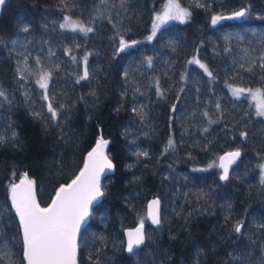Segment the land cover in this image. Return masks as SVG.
I'll return each mask as SVG.
<instances>
[{
  "label": "trees",
  "instance_id": "16d2710c",
  "mask_svg": "<svg viewBox=\"0 0 264 264\" xmlns=\"http://www.w3.org/2000/svg\"><path fill=\"white\" fill-rule=\"evenodd\" d=\"M177 1L191 12V18L186 23L169 20L159 26L152 40L147 39L152 17L163 0H127L125 9L120 7V0H108L107 5L100 0H67L70 10L64 12L60 10V0H6L0 8V40L4 41L0 44V87L13 100L12 105L0 107V124L5 119L13 122L20 139L19 145L0 144V207L9 204L10 182L24 172L36 181V198L41 206L48 204L58 187L79 171L83 157L99 134L98 125L111 141L108 153L117 167L101 179L105 195L94 202L81 229L78 264H92L88 257L95 259L97 254L99 264H235L238 257H258L264 245V235L255 228L264 222V184L257 167L264 162L257 156L264 155V117L256 115L248 97L237 99L228 88L229 84L261 86L255 75L242 73L243 80L229 77L235 75L233 70L241 63H247L264 49V19L260 18L264 16V0ZM246 5H251L249 15L211 23L213 15ZM64 14L85 24L94 21V31L85 35L61 30L58 25L45 28L46 22H61ZM25 24L28 32L22 31ZM120 36L139 43L114 54ZM225 37L231 38L227 44L230 51H225ZM11 40L17 41L15 50ZM74 45H79L73 52L78 60L85 52L92 53L88 57L90 83L77 84L72 76L78 65L65 49ZM49 48L54 53L51 57ZM19 53L40 56L45 66L59 65L53 72L55 84H50V88L60 94L57 100L74 105L65 121V130L71 128L75 133L73 143H59L56 128L49 124L45 130L41 120L30 114V105L43 111L40 90L30 80L27 87L31 99L26 102L24 90L18 89L15 75L17 60L22 59ZM194 55L213 72L215 81L210 83L198 65L186 63ZM149 56L151 66L146 63ZM28 63L34 67L31 58ZM125 71L128 80L124 78ZM184 72L189 77L187 82L180 81ZM156 79L166 90L165 98L157 97ZM181 86L184 92L177 102L176 93ZM93 91L96 96L90 95ZM81 96L83 100L79 99ZM216 100L223 117L209 124V118L218 119ZM172 104H177L178 112L170 129ZM140 105L145 106L147 123L131 110ZM205 111L208 117L201 115ZM204 128L208 131L204 132ZM126 129L129 140L135 139L137 148L148 151L150 158L141 157L137 163L131 155L137 148L129 146L124 136ZM241 130L248 133L247 139L239 137ZM169 136L175 140L176 150L161 155ZM237 148L241 157L230 169V180H219V168L208 165L221 152ZM128 164L134 166L129 169ZM201 189L212 190L208 204L197 202L193 195ZM154 195L161 200L162 226H152L145 220L148 246L128 253L123 229L138 223V218L145 215L147 199ZM226 203L232 206L230 213L223 207ZM194 208L207 211L188 217ZM225 215H231L232 222L244 220L249 230L241 237L225 235L231 223H225ZM3 223L5 235L15 237L14 227L7 219ZM5 243L16 264H20V241L9 239Z\"/></svg>",
  "mask_w": 264,
  "mask_h": 264
},
{
  "label": "snow or ice",
  "instance_id": "6c2138e0",
  "mask_svg": "<svg viewBox=\"0 0 264 264\" xmlns=\"http://www.w3.org/2000/svg\"><path fill=\"white\" fill-rule=\"evenodd\" d=\"M101 4L107 5L108 0H100ZM6 4V0H0V8ZM60 4L63 7L60 9L64 12L69 9L67 0H60ZM127 6V0H120V7L125 9ZM203 6V5H198ZM70 10V9H69ZM251 5H246L238 10H234L230 16L223 15H213L211 17V23L213 25L217 24L223 19L232 18H243L250 14ZM109 20L111 17H108ZM191 18V12L186 8L181 7L176 0H169L168 4L162 13H157L153 20V30L152 34L147 37L148 40H152L156 36V32L161 24L167 23L169 20H178L181 23H186ZM264 19V16L260 17ZM62 22H57L52 20L45 23V28L50 25H58L61 30H67L71 32H80L85 35L92 33L94 31V21H90L85 24L80 19H73L71 16L65 14L61 17ZM115 28L116 25L114 24ZM55 30V28L53 29ZM23 32H28L29 27L27 24L22 27ZM117 35H119V29H117ZM115 39V37H113ZM230 37H225L226 47L225 51H230L227 47ZM242 40L243 37H239ZM10 43L13 45V50L17 44L16 40H11ZM31 43V41H28ZM139 41H125L123 36L119 38V45L114 54H119V52L124 51ZM0 44H4L3 40H0ZM7 46V45H5ZM25 49L27 44L24 45ZM74 48H79V45H74L72 48H66L65 52L70 57L73 63L78 65L77 69H74L72 76L75 77V83L79 84L81 81L90 80V72L88 68V57L92 54L90 52H85L82 57L78 60L77 56L73 54ZM43 51V49H41ZM199 49H197V52ZM22 59L17 60L16 65V75L15 79L17 81L18 89H23V95L25 101H29L31 96L29 94V88L27 85L29 81L32 80L34 85L39 88V99L42 102L43 111H37L35 107L30 105L31 115L35 118L41 120L44 124L45 130L49 124L56 128L58 132L57 140L59 143L69 145L74 142L75 133L72 132L71 128L65 130V121L68 120L71 107L64 102L56 99L59 93H57L53 88H50V84H55L53 80V72L59 69V65L45 66L42 64L40 56H32L31 53L24 55V53H19ZM48 55L51 57L54 55L52 49H48ZM29 58L32 59L33 65H29ZM146 63L152 65V57L146 58ZM187 64L198 65L199 68L203 70L204 73L210 78L209 82H213L217 77L208 68L206 64L201 62L198 56L194 55L192 59L186 61ZM82 65V71L80 66ZM235 75L229 77L235 80L240 78L243 80V74L258 76L261 86L253 88L252 86L240 87L229 84L228 88L231 95L237 99L242 96H249L253 100L257 101L256 104V115L264 116V49L261 50L260 54L254 58H249L247 63H241L238 69L233 70ZM125 80H128L129 74L127 71L124 72ZM189 79L187 72H184L180 76V81L187 82ZM156 87V94L158 98H165V91L161 88L159 79L154 81ZM199 93V89H195ZM138 92L139 89L137 88ZM184 92V87L181 86L176 95L177 102H179V96ZM90 95L96 96L95 91L91 92ZM126 93H122V96ZM79 99L83 100L84 97L81 96ZM197 101H199V95H197ZM12 96L2 87H0V107L5 104L12 105ZM145 106H133L132 112L135 116L139 117L142 122L147 123L148 114L144 110ZM215 108L218 110V119L212 120L209 118L208 123H217L219 119L223 117V112L220 111L221 105L219 100L215 101ZM119 111V108L117 109ZM169 112V128L171 129L172 122L177 119V104H172ZM202 116L208 117V112L205 111L201 113ZM150 127V125H149ZM204 132L208 129L204 128ZM98 136L94 141V144L87 151L86 155L82 159V166L79 168L77 174L70 180V182L61 184L55 191L53 198L46 206H41V203L36 198V181L30 179L27 172L23 173L22 177H19V183L10 182L9 184V204L0 207V264H16V258L11 253V250L7 247L5 241L19 240L21 244L19 256L20 264H78V251L79 242L82 238L81 229L87 218L91 215V209L94 202L100 200L105 195L104 186L101 183V177L104 176L106 171L114 172L116 170V163L110 158L108 153V148L111 143L109 139H106L103 135L102 129L98 128ZM144 135H148L147 132ZM239 137L247 139L248 133L246 131H239ZM125 139L128 141L131 148H137L136 140H129L127 129L124 133ZM235 139V136H233ZM14 143L19 145V133L16 131V126L10 120L5 119L2 124H0V144L4 143ZM169 150H176V142L169 136L166 145L162 149L161 155H166ZM131 155L136 157L137 163L140 162L141 157L150 158L148 151L137 150L132 151ZM191 153H189V157ZM257 156L261 161H264V155L257 153ZM241 157V151L237 148L232 151H227L223 155L218 157L217 161H213L208 165V168L218 167L221 169L219 175V180L229 181L230 180V169L232 165L236 164L237 160ZM58 162V161H57ZM134 165L128 164L127 167L131 169ZM260 170V182L264 184V162L257 165ZM197 171H207L208 169H196ZM13 176L16 173L13 172ZM209 189L205 191L204 189L199 190L198 193H194L197 202L203 200L205 204H208ZM192 203L191 200L187 201ZM211 207V205H209ZM229 213L231 212V204L226 203L223 206ZM207 211V208L201 209L194 208L193 212L188 213V217L196 215H203ZM179 215V213H177ZM7 219L9 224H11L15 231V237H7L4 233L5 224L3 221ZM145 220H150L151 224L156 226H162V216H161V200L158 196L153 197L148 201L146 205V213L144 216L138 218V226L127 229V242L126 251L128 253H134V249L140 248V246H148L146 244V234H145ZM187 220V217H185ZM224 221L226 224L230 223V228L225 232V235H235L237 237L243 236L245 232L249 229L244 220H235L232 222L231 215H225ZM256 232L264 235V222L255 225ZM103 239V238H101ZM150 243V241H149ZM14 246V245H13ZM92 264H99L100 257L97 254L96 258L90 255L88 257ZM170 259V258H169ZM252 261L253 264H264V245L261 246L259 250V256L253 258L251 254L235 258V264H246V262ZM163 264V262H162Z\"/></svg>",
  "mask_w": 264,
  "mask_h": 264
},
{
  "label": "water",
  "instance_id": "95a60500",
  "mask_svg": "<svg viewBox=\"0 0 264 264\" xmlns=\"http://www.w3.org/2000/svg\"><path fill=\"white\" fill-rule=\"evenodd\" d=\"M240 9V8H239ZM238 10V9H237ZM233 12V11H232ZM232 12H229V13H225V14H223V16H225V17H227V16H230L231 15V13ZM99 126V129H100V125H98ZM90 150V149H89ZM232 150H234V149H228V150H225V151H223V152H221L218 156H217V158H216V161H217V163H218V157L219 156H221V155H223L225 152H227V151H232ZM87 153V152H86ZM233 166V165H232ZM220 170V172H219V175H220V173H221V169H219ZM111 171H106V173L104 174V175H106V174H108V173H110ZM25 173V172H24ZM78 173V172H77ZM103 178V176L101 177V179ZM70 182V181H69ZM15 183H19V179H18V181L17 182H15ZM68 183V182H67ZM62 184H65V183H62ZM54 196V195H53ZM53 196H52V198H53ZM157 195H154V196H150L148 199H147V201H146V203H145V213H146V205H147V203H148V201H150L153 197H156ZM51 198V199H52ZM51 201V200H50ZM94 204V203H93ZM47 205V204H46ZM46 205H43V206H46ZM88 219V218H87ZM147 222L150 224V225H152V226H155V225H153V224H151V222H150V220H147ZM136 226H138V223L137 224H135V225H133V226H128V227H125L124 229H123V237H124V247H125V250H126V242H127V235H126V230L127 229H132V228H134V227H136ZM135 250V249H134ZM127 252V251H126Z\"/></svg>",
  "mask_w": 264,
  "mask_h": 264
},
{
  "label": "rangeland",
  "instance_id": "374dc122",
  "mask_svg": "<svg viewBox=\"0 0 264 264\" xmlns=\"http://www.w3.org/2000/svg\"><path fill=\"white\" fill-rule=\"evenodd\" d=\"M168 2H169V0H163V2L161 3V5L159 6V8L158 9H156V11L154 12V14H153V17H152V21H151V27H150V31H149V34H148V36L149 35H151L152 34V30H153V20H154V18H155V15L159 12V13H162L163 11H164V9H165V6L168 4ZM176 2L177 3H179L177 0H176ZM180 4V3H179ZM181 5V7H183V8H186L185 6H183L182 4H180ZM187 9V8H186ZM65 15V14H64ZM75 20V19H74ZM61 22H62V20H61ZM168 22V21H167ZM162 25V24H161ZM160 25V26H161ZM253 88H255V87H253ZM246 97H248L249 98V100L252 102V105H253V107H254V111H255V113H256V111H257V109H256V104H257V101H255V100H253L251 97H249V96H246ZM264 117V116H263ZM22 177V176H21ZM19 179V178H18ZM18 179L15 181V182H17L18 181Z\"/></svg>",
  "mask_w": 264,
  "mask_h": 264
}]
</instances>
